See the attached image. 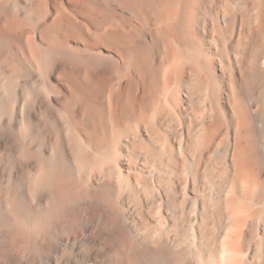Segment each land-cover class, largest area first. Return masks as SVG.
I'll return each instance as SVG.
<instances>
[{"label": "bare ground", "instance_id": "1", "mask_svg": "<svg viewBox=\"0 0 264 264\" xmlns=\"http://www.w3.org/2000/svg\"><path fill=\"white\" fill-rule=\"evenodd\" d=\"M0 264H264V0H0Z\"/></svg>", "mask_w": 264, "mask_h": 264}]
</instances>
